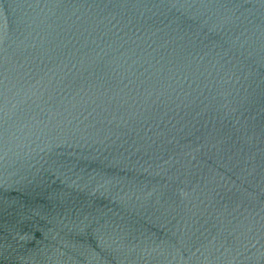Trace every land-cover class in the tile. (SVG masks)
I'll use <instances>...</instances> for the list:
<instances>
[{"label":"water","instance_id":"obj_1","mask_svg":"<svg viewBox=\"0 0 264 264\" xmlns=\"http://www.w3.org/2000/svg\"><path fill=\"white\" fill-rule=\"evenodd\" d=\"M0 264H264V0H0Z\"/></svg>","mask_w":264,"mask_h":264}]
</instances>
